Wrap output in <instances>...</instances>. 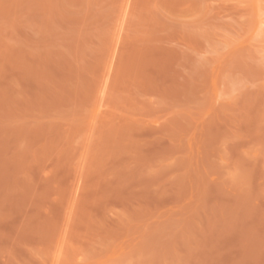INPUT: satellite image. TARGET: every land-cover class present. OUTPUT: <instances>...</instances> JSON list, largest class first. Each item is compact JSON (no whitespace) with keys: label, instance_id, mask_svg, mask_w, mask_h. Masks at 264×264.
I'll list each match as a JSON object with an SVG mask.
<instances>
[{"label":"rangeland","instance_id":"1","mask_svg":"<svg viewBox=\"0 0 264 264\" xmlns=\"http://www.w3.org/2000/svg\"><path fill=\"white\" fill-rule=\"evenodd\" d=\"M0 264H264V0H0Z\"/></svg>","mask_w":264,"mask_h":264}]
</instances>
